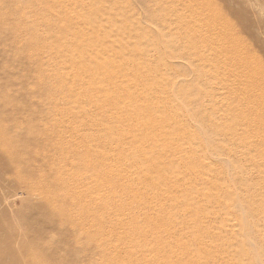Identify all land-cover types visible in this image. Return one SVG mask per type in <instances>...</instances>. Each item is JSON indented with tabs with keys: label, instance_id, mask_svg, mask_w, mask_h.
Masks as SVG:
<instances>
[{
	"label": "rangeland",
	"instance_id": "rangeland-1",
	"mask_svg": "<svg viewBox=\"0 0 264 264\" xmlns=\"http://www.w3.org/2000/svg\"><path fill=\"white\" fill-rule=\"evenodd\" d=\"M263 111L264 0H0V134L28 158L0 148V239L35 264H264Z\"/></svg>",
	"mask_w": 264,
	"mask_h": 264
},
{
	"label": "bare ground",
	"instance_id": "bare-ground-1",
	"mask_svg": "<svg viewBox=\"0 0 264 264\" xmlns=\"http://www.w3.org/2000/svg\"><path fill=\"white\" fill-rule=\"evenodd\" d=\"M59 13V12H58ZM87 13V12H86ZM77 14V13H76ZM82 16V15H81ZM63 17V15H61L60 16V18H62ZM77 18H79V17H77ZM81 20V19H80ZM78 22V21H77ZM82 23V22H81ZM80 26V25H79ZM78 27V26H77ZM76 28V27H75ZM74 28V29H75ZM82 28V27H81ZM83 29V28H82ZM77 34H79V32H77ZM100 61V60H99ZM99 61H98V59H95V58H92V59H90L89 60V62H88V64H87V66L85 67V69H87V68H89V66H94V67H96V68H98V69H103L104 68V66L106 65V64H104L105 63V61H103L102 63H99ZM108 61V60H107ZM145 61V60H144ZM114 74H117V73H114ZM122 79H123V77H121ZM124 80V79H123ZM255 80V79H254ZM107 94H108V96H110V98H113V94H114V91L113 90H111L110 92H107ZM249 96V95H248ZM255 96V95H254ZM259 96V95H258ZM257 96V97H258ZM4 97H5V95H4ZM261 97H262V94H261ZM260 97V100L262 99L263 100V98H261ZM250 98V97H249ZM255 98H256V96H255ZM7 99V98H6ZM251 99V98H250ZM259 99V98H258ZM112 100H114V98L112 99ZM253 100L255 101V99H254V97H253ZM257 100V99H256ZM260 100H258L257 101V103L258 102H261ZM246 102H248V100L246 101ZM256 102V101H255ZM255 102H252V103H254L255 104ZM12 104V103H11ZM259 104V103H258ZM264 112V111H263ZM263 112H262V114H263ZM259 114V113H258ZM255 117H256V115H255ZM255 117H251V116H249V118H254V119H256ZM258 117V116H257ZM244 120H246V118H244ZM250 120V119H249ZM252 120V119H251ZM250 120V121H251ZM257 120V119H256ZM250 121H248L249 123H250ZM245 122V121H244ZM258 122V121H257ZM246 123H247V121H246ZM248 123V124H249ZM252 123V122H251ZM30 124V123H29ZM253 124V123H252ZM252 124H250V125H252ZM249 125V126H250ZM247 126V125H246ZM258 126H259V123H258ZM256 127V126H255ZM257 128V127H256ZM248 129V128H247ZM257 129H259V128H257ZM49 129H47V131H48ZM248 130H250V129H248ZM261 130V129H260ZM253 132H255V130L253 131ZM32 133H33V137L34 138H36V139H40L39 138V136H40V134L41 133H38V130H33L32 129ZM46 133H48V132H46ZM256 133V132H255ZM253 135H254V133H253ZM257 135V134H256ZM42 136V135H41ZM256 140V139H255ZM7 143V144H6ZM6 146L5 148L7 149V156H8V158H9V160H11L13 163H14V168L16 167V169L19 167V166H25V165H27L26 164V162L25 161H27L28 160V158L27 157H25L24 155H22V153H20V151L18 150V148H17V146L16 145H14L13 143H12V141H10V140H7L6 139V136H5V134H0V148L1 147H3V146ZM9 146V147H8ZM8 147V148H7ZM32 158H33V156H31ZM52 165L51 163H47V165ZM54 165V164H53ZM13 167V166H12ZM54 167V166H53ZM55 167H56V165H55ZM54 167V168H55ZM58 167V166H57ZM65 166L64 167H62V165H61V167H60V169H58V170H56V171H53V172H57V173H59L60 171H63V170H65ZM57 169V168H56ZM52 171V170H51ZM66 171V170H65ZM67 172V171H66ZM17 174V173H16ZM18 175V174H17ZM60 176V175H59ZM59 176L58 177H56V178H54V180H53V183L55 184V185H58V186H60V185H62V187H63V189H65L66 190V180L68 179V176H69V181L71 182V181H73L74 180V177H76L75 175L73 176V175H68V173H67V175H65L64 176V179L63 180H61L62 178H59ZM18 178H19V175L17 176ZM51 177V176H50ZM60 177H62V176H60ZM42 178H44V177H42ZM50 179V178H49ZM49 179H48V181H49ZM69 182V183H70ZM43 183H44V180H42L40 183H36V184H31L30 185V188H38V187H41L42 185H43ZM45 184V183H44ZM46 185V184H45ZM57 186V187H58ZM59 188V187H58ZM68 191H67V193L70 191V189H69V185H68V189H67ZM40 191V190H39ZM76 194H77V190H73ZM67 195V194H66ZM68 197H69V195H67ZM67 196H65V199L63 200L65 203H66V201L65 200H67ZM20 233L21 232H19V231H16V230H13V231H11L10 233H9V235H6V236H4V238L3 239H0V243L5 247V249L3 250V251H0V264H8V262H6V257H8V258H10L11 259V261H12V263L11 264H19V263H21V264H35V262H36V257H35V255L34 254H32V250H33V246H27V245H24V246H22L21 247V249H17L16 247H14L15 245H14V242H16V239L17 238H19V235H20ZM35 245H36V247L38 248L40 245H37L36 243H35ZM35 245H34V249H35ZM43 249L41 248L40 249V251H42Z\"/></svg>",
	"mask_w": 264,
	"mask_h": 264
}]
</instances>
